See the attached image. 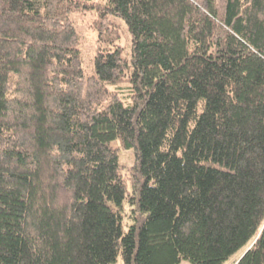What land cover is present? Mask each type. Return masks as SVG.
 Masks as SVG:
<instances>
[{
    "label": "trees",
    "instance_id": "trees-1",
    "mask_svg": "<svg viewBox=\"0 0 264 264\" xmlns=\"http://www.w3.org/2000/svg\"><path fill=\"white\" fill-rule=\"evenodd\" d=\"M119 256L264 264V0H0V264Z\"/></svg>",
    "mask_w": 264,
    "mask_h": 264
},
{
    "label": "rangeland",
    "instance_id": "rangeland-1",
    "mask_svg": "<svg viewBox=\"0 0 264 264\" xmlns=\"http://www.w3.org/2000/svg\"><path fill=\"white\" fill-rule=\"evenodd\" d=\"M99 1V0H98ZM104 1V0H101ZM96 13L93 10L77 11L72 14V19L75 21L82 37H83V54L86 66L88 65L87 61H90L91 56L94 53L95 48V39L96 31L94 30L92 24L95 21ZM120 19V18H119ZM121 21L122 36L119 41L120 44L124 46V53L126 56L130 55V45H131V35L128 30L127 24L123 19ZM86 57V58H85ZM87 60V61H86ZM115 140L113 143H116ZM120 162L126 165H132L135 161V152L133 148L122 149L119 153ZM127 228V227H125ZM116 264H123V259L121 256L117 259Z\"/></svg>",
    "mask_w": 264,
    "mask_h": 264
},
{
    "label": "crops",
    "instance_id": "crops-1",
    "mask_svg": "<svg viewBox=\"0 0 264 264\" xmlns=\"http://www.w3.org/2000/svg\"><path fill=\"white\" fill-rule=\"evenodd\" d=\"M180 264H192V263L190 261H188V260H183V261H181Z\"/></svg>",
    "mask_w": 264,
    "mask_h": 264
}]
</instances>
